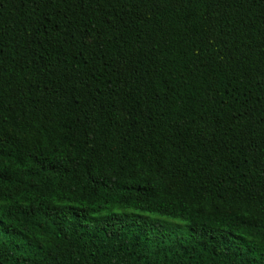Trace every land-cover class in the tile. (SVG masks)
Segmentation results:
<instances>
[{"label":"trees","instance_id":"obj_1","mask_svg":"<svg viewBox=\"0 0 264 264\" xmlns=\"http://www.w3.org/2000/svg\"><path fill=\"white\" fill-rule=\"evenodd\" d=\"M0 264H264V0H0Z\"/></svg>","mask_w":264,"mask_h":264},{"label":"rangeland","instance_id":"obj_2","mask_svg":"<svg viewBox=\"0 0 264 264\" xmlns=\"http://www.w3.org/2000/svg\"><path fill=\"white\" fill-rule=\"evenodd\" d=\"M115 215L121 216L125 219L126 222H135L137 224H154V228L157 231L168 232V230H174L177 234L185 233V230L182 226H185V223L177 220H172L165 217H159L151 214L141 213L135 210H114ZM153 229V231H155ZM172 235H175L174 232H170Z\"/></svg>","mask_w":264,"mask_h":264}]
</instances>
